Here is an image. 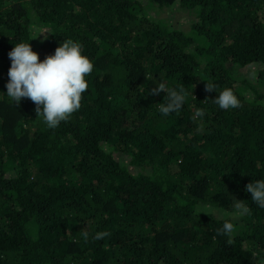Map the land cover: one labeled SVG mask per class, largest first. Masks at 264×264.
I'll return each instance as SVG.
<instances>
[{
  "label": "trees",
  "instance_id": "16d2710c",
  "mask_svg": "<svg viewBox=\"0 0 264 264\" xmlns=\"http://www.w3.org/2000/svg\"><path fill=\"white\" fill-rule=\"evenodd\" d=\"M33 26L52 32L30 41L41 61L72 39L94 64L55 129L6 94ZM154 81L188 90L179 113H159ZM207 81L240 106L220 109ZM260 178L264 0H0V264H264L245 190Z\"/></svg>",
  "mask_w": 264,
  "mask_h": 264
},
{
  "label": "clouds",
  "instance_id": "9594fccd",
  "mask_svg": "<svg viewBox=\"0 0 264 264\" xmlns=\"http://www.w3.org/2000/svg\"><path fill=\"white\" fill-rule=\"evenodd\" d=\"M34 38L27 42L14 43L8 52L11 61L8 70L6 94L18 105L22 98H28L36 105L37 116H42L43 123L49 129L57 128L62 121L81 107L82 94L88 89L85 77L92 73L94 64L83 54L82 45L72 39L63 40L55 49L54 54L47 55L42 61L38 53L33 51L30 41L45 33H52L43 27L29 29ZM47 39V36H44ZM156 87L148 90V95L157 96L163 92V101L158 103V111L163 117L179 113L183 108L188 90L183 86H169L163 81H154ZM217 91L215 99H211L222 110L235 109L240 101L231 88L218 91L209 81L206 91ZM205 111L197 109L194 118L203 117ZM251 200L260 208H264V178L256 179L246 185ZM233 205L235 215L248 213L249 209L238 199ZM208 215V212H203ZM231 219V218H230ZM234 224L225 219L218 235H231ZM85 237L87 233L83 234ZM108 232L99 231L94 239L102 240Z\"/></svg>",
  "mask_w": 264,
  "mask_h": 264
}]
</instances>
